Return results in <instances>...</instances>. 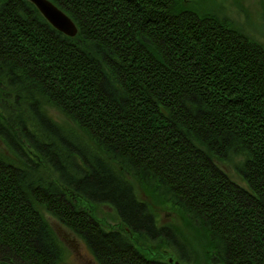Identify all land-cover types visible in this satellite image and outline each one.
Wrapping results in <instances>:
<instances>
[{
    "label": "trees",
    "instance_id": "16d2710c",
    "mask_svg": "<svg viewBox=\"0 0 264 264\" xmlns=\"http://www.w3.org/2000/svg\"><path fill=\"white\" fill-rule=\"evenodd\" d=\"M50 1L75 37L0 0V264H63L42 209L97 264H195L132 179L207 235L211 264H264V47L179 0Z\"/></svg>",
    "mask_w": 264,
    "mask_h": 264
},
{
    "label": "rangeland",
    "instance_id": "374dc122",
    "mask_svg": "<svg viewBox=\"0 0 264 264\" xmlns=\"http://www.w3.org/2000/svg\"><path fill=\"white\" fill-rule=\"evenodd\" d=\"M187 9H194L200 13H209L227 21L232 28L243 32L248 38L264 47V0H179ZM50 113L57 120H64V116L56 109L51 108ZM0 153L9 155L7 148L0 140ZM10 156V155H9ZM222 168L235 180L242 183L241 176L232 164L219 162ZM132 182L140 199L149 202L158 217L161 225L172 226L182 240L190 245L195 253V264H211L209 261V242L207 235L199 228L193 227L188 216L173 208L168 202L145 189L137 180ZM244 183V182H243ZM42 212L54 230L58 240L64 247L63 264H97L90 250L66 226L51 216L45 209ZM91 213L108 230L122 228L121 222L109 205L93 206ZM151 258L168 260L173 252L165 247L142 246ZM168 254V255H167ZM188 258V253H182ZM173 257L171 256L170 259Z\"/></svg>",
    "mask_w": 264,
    "mask_h": 264
},
{
    "label": "water",
    "instance_id": "95a60500",
    "mask_svg": "<svg viewBox=\"0 0 264 264\" xmlns=\"http://www.w3.org/2000/svg\"><path fill=\"white\" fill-rule=\"evenodd\" d=\"M33 3L45 19L57 30L69 37H75L78 28L74 21L50 0H28ZM172 263L173 260L171 259ZM176 264H180L176 262Z\"/></svg>",
    "mask_w": 264,
    "mask_h": 264
}]
</instances>
